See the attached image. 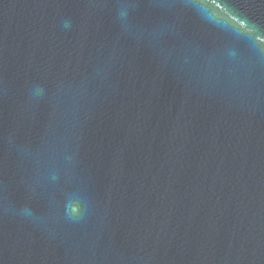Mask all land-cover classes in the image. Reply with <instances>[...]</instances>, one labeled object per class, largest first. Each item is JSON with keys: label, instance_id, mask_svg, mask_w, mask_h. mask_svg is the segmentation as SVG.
I'll list each match as a JSON object with an SVG mask.
<instances>
[{"label": "clouds", "instance_id": "1", "mask_svg": "<svg viewBox=\"0 0 264 264\" xmlns=\"http://www.w3.org/2000/svg\"><path fill=\"white\" fill-rule=\"evenodd\" d=\"M194 7H197V9L199 10V4H198V0L197 3L193 4ZM118 15L122 18L125 19L127 18V9H122ZM43 89L38 88L36 90V94L42 93ZM53 180L56 179V176L53 175L52 177ZM64 210H65V216L68 220L71 221H78L79 218L82 215V204L79 198H73V197H69L68 199H66L65 201V205H64ZM19 214L25 218H30V217H34V214L32 212V209L25 205L23 207L20 208L19 210Z\"/></svg>", "mask_w": 264, "mask_h": 264}]
</instances>
